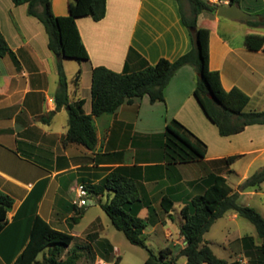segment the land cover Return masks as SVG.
I'll list each match as a JSON object with an SVG mask.
<instances>
[{"label": "crops", "instance_id": "1", "mask_svg": "<svg viewBox=\"0 0 264 264\" xmlns=\"http://www.w3.org/2000/svg\"><path fill=\"white\" fill-rule=\"evenodd\" d=\"M71 1L52 0L54 13L68 14ZM229 1L222 0V4L229 5ZM261 3L263 10L264 0ZM183 5L190 9L188 2ZM239 5L249 12V19L255 18L249 1L241 0ZM258 17L264 19L262 15ZM246 20L203 11L198 15V26L210 28V67L220 71L223 86L245 91L250 96L245 107L248 111L264 110V48L246 45L248 34H264L258 30L263 25L251 26ZM77 24L89 58L65 56L63 64L70 101L84 99L85 113L92 111L95 66L122 71L128 63L131 69H138L161 57L175 60L193 44L178 0H107L104 18L81 16ZM0 31L13 50L0 56V190L15 201L8 212V224L0 232V264H12L22 252L35 213L56 228L69 229L75 236L74 243L92 234L74 232L77 222L72 217H77L81 209L74 202L76 186L85 183L96 202H104L103 196L107 194L110 199L114 193L104 188L105 178L117 167L125 168L138 182L142 197L139 215L151 224L152 230L162 233L165 247L176 236L185 246L180 234L184 203L203 193L214 174L228 178V173L237 172L246 179L256 163H264V124H251L241 132L221 135L194 95L197 72L189 64L176 71L165 89L164 101L151 102L145 95L123 103L114 113L95 117L98 139L94 148L65 142L68 107L57 109L58 55L49 48L44 24L28 14L27 3L16 5L13 0H0ZM174 118L208 144L205 158L181 163L167 160L164 133ZM233 154L242 156L227 164L225 158ZM242 159L247 160L243 173L232 168ZM263 183L244 190L234 187L240 191V203L262 212ZM165 198L173 200L169 212L162 207L169 205ZM175 210L179 224L174 218ZM231 216L238 218L234 211ZM175 224L178 228L173 232ZM245 247L243 243V248L235 252L244 256L241 264H257Z\"/></svg>", "mask_w": 264, "mask_h": 264}, {"label": "trees", "instance_id": "2", "mask_svg": "<svg viewBox=\"0 0 264 264\" xmlns=\"http://www.w3.org/2000/svg\"><path fill=\"white\" fill-rule=\"evenodd\" d=\"M241 0H230L229 5L239 4ZM16 5L27 3L28 14L37 17L45 26L49 37V48L58 55L59 86L56 93L57 109L68 107L69 128L65 142L84 144L92 149L97 143L94 118L103 114L114 113L123 103H132L145 95L151 102L164 101L165 89L176 71L184 65L194 66L196 87L194 95L206 115L214 122L223 136L243 131L251 124H264V110L245 109L250 96L241 88L223 86L219 70L210 67V28L198 26V15L203 11L217 12V3L210 0H178L182 20L190 30L193 44L190 50L175 60L161 57L156 63L145 64L138 69H131L128 63L122 71H115L104 65H97L92 71V111L85 113L84 99L75 103L70 101L68 77L63 64V57L88 59L89 53L82 39L77 18L91 16L101 20L106 16L107 0H73L69 13L56 15L52 0H13ZM188 2L186 10L183 3ZM222 4V3H218ZM264 17V9L262 11ZM254 19L246 22L251 26H264V19L254 14ZM258 17V18H257ZM246 45L251 49L264 48V34L251 33L246 36ZM134 49L131 50L133 52ZM135 52V51H134ZM13 53L5 35L0 31V56ZM80 78V72L76 80ZM164 151L170 163L191 162L205 158L208 144L197 136L181 121L174 118L166 126ZM242 154H233L225 158L227 164L235 162ZM264 182V167L248 178L239 188L245 189ZM88 186V185H87ZM89 187V186H88ZM90 188V187H89ZM104 188L113 191L107 202H101L104 211L111 218L114 226L122 230L134 244L146 248L149 252L144 264H177L179 256L186 258L185 264H238V260H227L218 256L204 236L213 224L228 212L250 220L256 227L261 239L257 245L259 256L253 259L264 264V216L254 206L240 203V191L235 190L228 178L214 174L205 191L186 201L181 207L184 221L180 234L186 244L177 254L170 245L155 252L148 246L144 230L148 221L139 215L142 197L138 182L128 175L123 167L112 169L105 178ZM169 205L163 204L165 211L173 207V200L165 198ZM14 198L0 190V232L8 224V212L14 206ZM84 208V207H83ZM75 222L79 216H73ZM75 236L68 231L52 226L38 213L34 214L28 241L22 252L12 264H76L82 257V245L74 243ZM68 249L66 257H62ZM42 254L41 258L40 255ZM256 254V253H255ZM254 254V255H255ZM121 256L115 261L120 262Z\"/></svg>", "mask_w": 264, "mask_h": 264}, {"label": "rangeland", "instance_id": "3", "mask_svg": "<svg viewBox=\"0 0 264 264\" xmlns=\"http://www.w3.org/2000/svg\"><path fill=\"white\" fill-rule=\"evenodd\" d=\"M247 1H249L252 8H254L253 10H255L253 13H251V15L259 14L263 16V10L260 9L262 4L261 0ZM258 30L264 31V27H258ZM221 31H223V28H221ZM239 39L240 36L237 40ZM246 161L247 160L242 159L232 168L237 170L240 169L243 173L245 169L244 162ZM263 167V162L256 163L253 169L248 173V177ZM227 176L229 183L233 187H240V185L245 181V179H242L241 175L237 174V172L228 173ZM262 188H264V183L262 184ZM240 190L244 189L240 188ZM248 190H252V188H249ZM263 198L264 197H262V199ZM102 199L104 202H107L109 200V196L106 194L102 197ZM177 209H179L178 206H176V210ZM176 210L174 212V218L177 222L179 216L176 214ZM232 213L233 211H230L224 217L219 218L214 223L210 231L205 234L204 238L209 242L210 246L218 256L229 261L238 260V264H241L240 258H244V256H239L237 253L235 254L237 248L241 250L243 248V243H245V248L250 249L252 252H254V254L256 253L255 255L253 254V256L257 257L260 254L257 245L261 244V239L257 233L255 225L250 220L240 215H238V218H232ZM261 213L264 216V199ZM78 216L79 221L75 224L74 232L76 234H86L92 231V234L85 236V238L79 237L75 240L76 245L83 246L80 249L82 252V257L76 264H101V259L107 262V264H115V261L119 256H121V259L118 264L145 263V260L149 254L148 250L142 246L132 243L122 230L117 229L99 202L92 203L84 208H81L78 212ZM180 217L182 216L180 215ZM176 224L179 223L177 222ZM176 224L174 225L173 232L177 231L178 227H176ZM152 229L153 228L151 224H149L146 228L144 236L148 246L151 247L155 252H159L166 245L165 237L162 235V233L155 232ZM65 230L69 232V229L65 228ZM169 245L174 248L173 255L177 254V252L180 250V247L183 246L182 241L177 236L172 239ZM68 249H70V247L64 250L62 257L67 256ZM41 256L42 254L40 257ZM185 263L186 258L184 256H179L177 264ZM258 263L259 262H257V264Z\"/></svg>", "mask_w": 264, "mask_h": 264}, {"label": "built area", "instance_id": "4", "mask_svg": "<svg viewBox=\"0 0 264 264\" xmlns=\"http://www.w3.org/2000/svg\"><path fill=\"white\" fill-rule=\"evenodd\" d=\"M216 3H222V0H214ZM76 199L74 200L75 204L80 207H86L92 203H95L96 200L93 197V193L90 188L85 183H80L76 186ZM101 264H107L104 260H100Z\"/></svg>", "mask_w": 264, "mask_h": 264}, {"label": "water", "instance_id": "5", "mask_svg": "<svg viewBox=\"0 0 264 264\" xmlns=\"http://www.w3.org/2000/svg\"><path fill=\"white\" fill-rule=\"evenodd\" d=\"M217 5V14L219 16L227 17L230 19H249L251 16L247 13L239 4L234 5H224V4H216ZM58 55H61L59 53Z\"/></svg>", "mask_w": 264, "mask_h": 264}]
</instances>
